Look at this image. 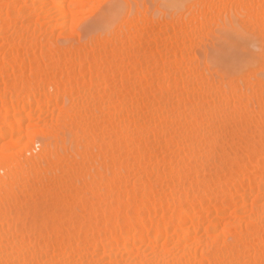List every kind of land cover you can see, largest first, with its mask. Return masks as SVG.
<instances>
[{
	"label": "bare ground",
	"instance_id": "6f19581e",
	"mask_svg": "<svg viewBox=\"0 0 264 264\" xmlns=\"http://www.w3.org/2000/svg\"><path fill=\"white\" fill-rule=\"evenodd\" d=\"M108 2L0 0V264H264V0Z\"/></svg>",
	"mask_w": 264,
	"mask_h": 264
},
{
	"label": "snow or ice",
	"instance_id": "6c2138e0",
	"mask_svg": "<svg viewBox=\"0 0 264 264\" xmlns=\"http://www.w3.org/2000/svg\"><path fill=\"white\" fill-rule=\"evenodd\" d=\"M180 7L182 6L169 3L160 4L157 6V15L170 13ZM98 8L99 10L89 19L96 23L98 31H103L114 18L125 11L126 5L123 4L121 0H110L108 3L99 5ZM88 22V20L82 21L78 28L82 29ZM260 50L264 52V36H262L260 40Z\"/></svg>",
	"mask_w": 264,
	"mask_h": 264
},
{
	"label": "rangeland",
	"instance_id": "374dc122",
	"mask_svg": "<svg viewBox=\"0 0 264 264\" xmlns=\"http://www.w3.org/2000/svg\"><path fill=\"white\" fill-rule=\"evenodd\" d=\"M92 15H94V13ZM89 23H94V21L93 20H89V22L87 24H89ZM233 48H232V50L231 49H228V51L226 53V58L228 60H230V61H236L237 62V61H240L241 59H243L245 57V53L243 51H241L242 50L241 47L237 48V47L233 46ZM235 50H236V52H235ZM229 52H231V53H229Z\"/></svg>",
	"mask_w": 264,
	"mask_h": 264
}]
</instances>
